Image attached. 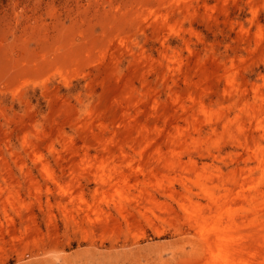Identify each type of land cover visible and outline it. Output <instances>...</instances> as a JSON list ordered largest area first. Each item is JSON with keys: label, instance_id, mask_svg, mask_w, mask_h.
<instances>
[{"label": "rangeland", "instance_id": "rangeland-1", "mask_svg": "<svg viewBox=\"0 0 264 264\" xmlns=\"http://www.w3.org/2000/svg\"><path fill=\"white\" fill-rule=\"evenodd\" d=\"M0 264H264V0H0Z\"/></svg>", "mask_w": 264, "mask_h": 264}]
</instances>
